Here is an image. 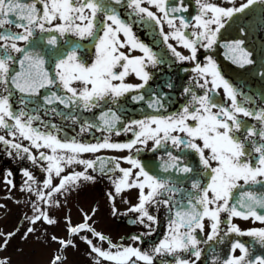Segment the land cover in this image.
I'll return each mask as SVG.
<instances>
[{
  "label": "snow or ice",
  "instance_id": "snow-or-ice-1",
  "mask_svg": "<svg viewBox=\"0 0 264 264\" xmlns=\"http://www.w3.org/2000/svg\"><path fill=\"white\" fill-rule=\"evenodd\" d=\"M195 4L189 19L186 0H0V148L43 173L37 178L20 169L19 187L30 194L21 239L43 229L58 245L49 264H64L78 240L94 264H198L203 255L210 264H264V254L254 251L257 244L264 248V227L233 222L264 223V86L234 82L212 55L204 62L198 57L200 48L214 47L225 24L238 22L240 32L264 27V0ZM257 4L262 14L253 22L247 10ZM136 24L151 32L155 46L136 36ZM84 38L93 52L83 48ZM226 47L235 64L254 63L243 40ZM177 61L192 62L181 66L192 73L187 83L171 75ZM256 71L264 85V53ZM129 74L138 82L127 80ZM177 97L183 99L172 110ZM149 150L151 163L141 159ZM96 174L112 182L113 215L116 196L131 190L135 202L125 212L135 213L132 222L146 231L114 242L95 226V206L80 209L79 221L70 214L61 221L67 195ZM13 176L11 168L0 173L5 197L15 200ZM162 208L167 230L143 247ZM19 232L20 225L0 230V251ZM233 233L251 237V246L231 239L229 251L219 254L217 245ZM0 264H10V257L0 256Z\"/></svg>",
  "mask_w": 264,
  "mask_h": 264
},
{
  "label": "flooded vegetation",
  "instance_id": "flooded-vegetation-1",
  "mask_svg": "<svg viewBox=\"0 0 264 264\" xmlns=\"http://www.w3.org/2000/svg\"><path fill=\"white\" fill-rule=\"evenodd\" d=\"M190 5L189 8V19L192 15L198 11V6L195 4V0H186ZM210 2H215L221 6H231L235 4L238 6L240 3L245 2V0H210ZM262 14L261 5L257 4L255 8L249 6L247 10V18L251 19L253 22L259 20ZM240 15V14H236ZM167 30V26H165ZM13 30H16L13 28ZM190 31V29H189ZM134 32L136 36L147 43L153 44L154 38L151 32L142 27L140 24L134 26ZM73 40L78 39L77 37H72ZM232 40H243L244 46L248 48L253 53L254 63L252 65H245L243 67L235 64L232 60L228 58L226 54L228 49L226 47V42ZM84 49H87L89 53L94 51L93 45L90 42V38H84L81 41ZM178 50L187 54V50L181 45H177ZM137 54L139 50H136ZM264 53V27H261L257 24L256 27L250 28L245 32H240L238 27V22L234 24H225L221 28L220 32L217 35V42L211 50H204L200 48L198 50V57L201 62H204L205 55H212L213 58L217 61V64L221 71L234 82L243 81L246 84L250 85L253 89H259L262 86V82L259 80L257 75V66L261 60V55ZM177 67L174 68L171 72V75L177 80L178 83H187V77L192 75L191 72L185 73L181 70V66L190 67L192 62H179L177 61ZM130 82H138L137 78L134 77V74H129V77L126 78ZM247 90V89H246ZM182 97H177V103L172 106V110H175L178 107V103L182 101ZM134 112L131 105L128 106V114L132 115ZM56 119V117H53ZM2 131V130H0ZM86 135V134H83ZM130 135V134H129ZM99 136V133H97ZM113 139H123L125 138L124 134L121 136L113 135ZM26 143V141H25ZM113 154L119 155V152ZM85 157H90L93 154L86 153ZM141 159L145 160L148 163H151L153 157L151 151H145L141 153ZM125 166H127L125 164ZM28 167L30 170H33L37 178H40L43 173L41 170L34 166L27 159L22 158H10L8 157L2 148H0V173H3L5 169L11 168L14 170L13 179L15 181L16 187L12 188V194L15 197V200L5 197V192L7 189L4 186L2 178H0V199H3L4 203L7 204L6 209H0V230L10 231L17 225H20V232L14 236L8 245L7 249L0 251V256L7 255L10 257V264H28L26 255H27V240L21 239V234L24 230L23 225H21V220L23 214L28 211L27 199L29 193L20 189V184L24 181L25 177L20 171L21 168ZM82 167V166H77ZM71 170V169H69ZM91 171V170H89ZM97 178L95 181H84L81 183L80 187L76 190H73L70 194L67 195V203L64 205L63 209L59 213L62 217L64 214H70L73 218V221H79L81 219L80 209L91 210L92 207H97L96 214L92 217L95 221V226L98 230L103 231L105 235L109 236L114 242L119 241L121 236H130L133 232L146 231L144 226L135 224L132 222V218L135 213L125 212L126 208L130 207L128 201L135 202L134 196L131 194V190H126L123 195H117L115 204L118 209L116 215L112 214L111 206L112 202L108 200L107 193L113 189L112 182L107 178V176H101L96 174ZM127 198V200L125 199ZM61 199H65L61 197ZM159 217V223L155 225L156 231L151 235L145 236L142 241V246L150 248L153 242L157 241L163 233L167 230L168 223V213L163 208L156 213ZM225 215V214H222ZM241 228L248 227H264V223L260 221L253 220L251 218L243 219L235 217L234 221ZM27 223L26 221L24 222ZM225 227V225H221ZM38 232V239L43 245L44 250L47 253L48 259L43 264H49L50 257L55 252L57 244L54 241H50L47 238L43 229H40ZM57 233L63 235L62 230H57ZM204 235V234H201ZM231 239H241L243 242L251 246L252 238L247 235H237L230 234L229 239L225 240L223 244L217 245V251L221 255H225L229 251ZM102 246H107L106 242H100ZM122 243H132L130 240L121 241ZM79 247L70 249L67 253V259L64 261V264H94L91 260V257L88 255V246L83 242L79 241ZM141 243V242H136ZM25 246V248L23 246ZM254 251L256 254H264V248H261L258 244L255 245ZM238 253V250H237ZM198 264H210L209 259L206 255H203L198 261Z\"/></svg>",
  "mask_w": 264,
  "mask_h": 264
},
{
  "label": "rangeland",
  "instance_id": "rangeland-1",
  "mask_svg": "<svg viewBox=\"0 0 264 264\" xmlns=\"http://www.w3.org/2000/svg\"><path fill=\"white\" fill-rule=\"evenodd\" d=\"M27 263L28 264H43L48 259L47 253L44 250L43 245L38 239V232L30 234V238L27 239ZM23 246V245H22ZM25 248V246H23Z\"/></svg>",
  "mask_w": 264,
  "mask_h": 264
}]
</instances>
